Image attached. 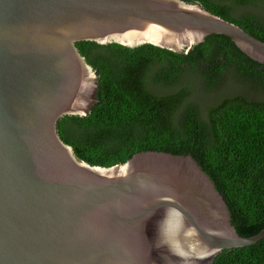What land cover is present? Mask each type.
Segmentation results:
<instances>
[{
	"label": "water",
	"instance_id": "1",
	"mask_svg": "<svg viewBox=\"0 0 264 264\" xmlns=\"http://www.w3.org/2000/svg\"><path fill=\"white\" fill-rule=\"evenodd\" d=\"M213 33L264 64V41L198 2L0 0V264H214L264 238L237 232L191 154L91 165L58 133L97 101L76 42L187 52Z\"/></svg>",
	"mask_w": 264,
	"mask_h": 264
},
{
	"label": "trees",
	"instance_id": "2",
	"mask_svg": "<svg viewBox=\"0 0 264 264\" xmlns=\"http://www.w3.org/2000/svg\"><path fill=\"white\" fill-rule=\"evenodd\" d=\"M264 41V0H185ZM98 76L87 115L57 123L62 140L91 165L135 153L191 154L214 182L243 237L264 227V64L230 37L210 34L187 52L149 43L76 42ZM210 99V100H207ZM214 264H264V238L224 249Z\"/></svg>",
	"mask_w": 264,
	"mask_h": 264
},
{
	"label": "rangeland",
	"instance_id": "3",
	"mask_svg": "<svg viewBox=\"0 0 264 264\" xmlns=\"http://www.w3.org/2000/svg\"><path fill=\"white\" fill-rule=\"evenodd\" d=\"M207 100H210V99H207Z\"/></svg>",
	"mask_w": 264,
	"mask_h": 264
}]
</instances>
